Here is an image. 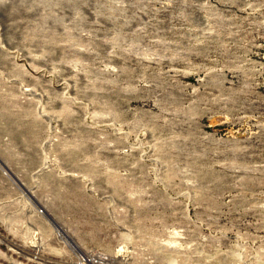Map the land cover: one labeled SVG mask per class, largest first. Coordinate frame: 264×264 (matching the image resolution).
<instances>
[{"label":"rangeland","instance_id":"374dc122","mask_svg":"<svg viewBox=\"0 0 264 264\" xmlns=\"http://www.w3.org/2000/svg\"><path fill=\"white\" fill-rule=\"evenodd\" d=\"M98 254L264 264V0H0V264Z\"/></svg>","mask_w":264,"mask_h":264},{"label":"bare ground","instance_id":"6f19581e","mask_svg":"<svg viewBox=\"0 0 264 264\" xmlns=\"http://www.w3.org/2000/svg\"><path fill=\"white\" fill-rule=\"evenodd\" d=\"M61 232V231H60ZM58 235V234H57ZM63 242V241H62ZM67 242V240H66ZM68 245V244H67ZM85 257H80L79 261L74 263V264H84V262H89L90 264H95L97 263L99 260L102 259V257H104V255L102 254H98V255H84ZM84 259V260H83ZM84 261V262H83Z\"/></svg>","mask_w":264,"mask_h":264}]
</instances>
